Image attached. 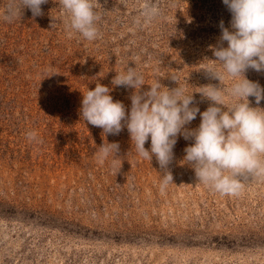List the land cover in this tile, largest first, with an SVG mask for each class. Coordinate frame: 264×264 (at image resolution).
Returning a JSON list of instances; mask_svg holds the SVG:
<instances>
[{"label":"rangeland","instance_id":"obj_1","mask_svg":"<svg viewBox=\"0 0 264 264\" xmlns=\"http://www.w3.org/2000/svg\"><path fill=\"white\" fill-rule=\"evenodd\" d=\"M153 2L163 15L138 27L143 0H98L101 37L91 42L68 37L58 0L41 16L25 8L0 20V264H264V174L245 173L238 194L221 195L183 161L193 140L180 136L161 190L164 170L137 155L126 127L104 137L81 118L96 83L130 110L135 89L112 85L128 66L143 74L142 91L156 80L174 88L173 76L188 93L220 84L201 69L215 59L220 22L232 30L223 0ZM245 75L264 87V72ZM199 124L198 114L186 127ZM104 142L119 144L115 165L95 155Z\"/></svg>","mask_w":264,"mask_h":264},{"label":"clouds","instance_id":"obj_2","mask_svg":"<svg viewBox=\"0 0 264 264\" xmlns=\"http://www.w3.org/2000/svg\"><path fill=\"white\" fill-rule=\"evenodd\" d=\"M48 0H7L0 9V20L13 23L20 19L25 8L33 17L43 15L41 5ZM65 16V29L69 38L78 34L87 41L101 37L98 22L101 14L98 0H58ZM231 13V31L220 22L219 45L212 47L214 60L203 70L219 85L208 84L200 91L188 93L178 79L174 88H168L160 80L149 84L142 91L144 76L134 67L116 73L112 85L135 89L130 96L131 107L126 110L121 101H114L112 88L100 83L83 94L80 114L84 122L102 129V136L119 135L126 127L137 155L152 161L153 157L163 169L161 190L173 183L168 170L173 161V149L177 139H192L187 146L183 161L189 164L199 183L208 186L221 195H236L245 173L264 174V87L258 81L249 80V70L264 72V0H223ZM163 15V10L153 0H143L139 15L134 18L138 27L150 24ZM227 42V46H224ZM211 47V46H210ZM204 60V61H205ZM231 78L230 87L223 82ZM193 93H199L202 100L210 101L203 112L196 106ZM231 98V104L225 97ZM253 97L257 107L251 106ZM200 116L197 128L186 127ZM30 142L42 143L35 131L26 133ZM150 139V148L145 144ZM119 144L103 143L95 153L100 163L110 156L115 165ZM120 161V168H121ZM118 173V172H117Z\"/></svg>","mask_w":264,"mask_h":264}]
</instances>
